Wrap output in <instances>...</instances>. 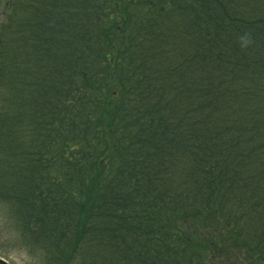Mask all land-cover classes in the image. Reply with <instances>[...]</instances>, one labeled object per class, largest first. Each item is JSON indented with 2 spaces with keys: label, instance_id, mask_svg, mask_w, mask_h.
Wrapping results in <instances>:
<instances>
[{
  "label": "trees",
  "instance_id": "1",
  "mask_svg": "<svg viewBox=\"0 0 264 264\" xmlns=\"http://www.w3.org/2000/svg\"><path fill=\"white\" fill-rule=\"evenodd\" d=\"M0 18V207L32 264H264V0Z\"/></svg>",
  "mask_w": 264,
  "mask_h": 264
},
{
  "label": "rangeland",
  "instance_id": "2",
  "mask_svg": "<svg viewBox=\"0 0 264 264\" xmlns=\"http://www.w3.org/2000/svg\"><path fill=\"white\" fill-rule=\"evenodd\" d=\"M16 240L5 209L0 207V258L8 264H32L31 257L25 249L19 248Z\"/></svg>",
  "mask_w": 264,
  "mask_h": 264
},
{
  "label": "water",
  "instance_id": "3",
  "mask_svg": "<svg viewBox=\"0 0 264 264\" xmlns=\"http://www.w3.org/2000/svg\"><path fill=\"white\" fill-rule=\"evenodd\" d=\"M0 263L1 264H7L3 259L0 258Z\"/></svg>",
  "mask_w": 264,
  "mask_h": 264
}]
</instances>
